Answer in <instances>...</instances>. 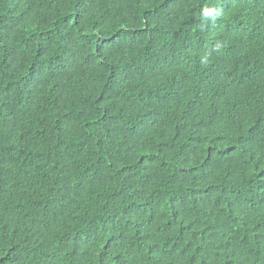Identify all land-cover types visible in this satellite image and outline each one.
Wrapping results in <instances>:
<instances>
[{"label":"trees","instance_id":"16d2710c","mask_svg":"<svg viewBox=\"0 0 264 264\" xmlns=\"http://www.w3.org/2000/svg\"><path fill=\"white\" fill-rule=\"evenodd\" d=\"M0 264H264V0H0Z\"/></svg>","mask_w":264,"mask_h":264},{"label":"clouds","instance_id":"9594fccd","mask_svg":"<svg viewBox=\"0 0 264 264\" xmlns=\"http://www.w3.org/2000/svg\"><path fill=\"white\" fill-rule=\"evenodd\" d=\"M217 14H218L217 10L214 7H204L201 13L202 18L204 20H207L209 18L214 19L217 16Z\"/></svg>","mask_w":264,"mask_h":264}]
</instances>
